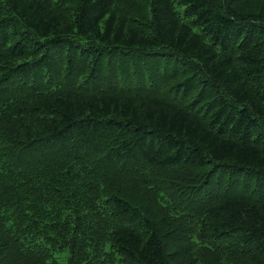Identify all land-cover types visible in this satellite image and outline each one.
Instances as JSON below:
<instances>
[{
    "label": "trees",
    "instance_id": "1",
    "mask_svg": "<svg viewBox=\"0 0 264 264\" xmlns=\"http://www.w3.org/2000/svg\"><path fill=\"white\" fill-rule=\"evenodd\" d=\"M0 264H264V0H0Z\"/></svg>",
    "mask_w": 264,
    "mask_h": 264
},
{
    "label": "rangeland",
    "instance_id": "2",
    "mask_svg": "<svg viewBox=\"0 0 264 264\" xmlns=\"http://www.w3.org/2000/svg\"><path fill=\"white\" fill-rule=\"evenodd\" d=\"M61 258H64L65 257V255H59ZM61 260V259H60Z\"/></svg>",
    "mask_w": 264,
    "mask_h": 264
}]
</instances>
